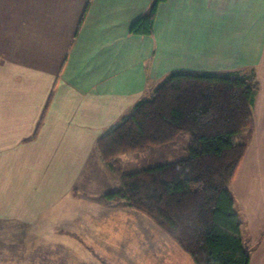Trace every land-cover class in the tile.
Returning <instances> with one entry per match:
<instances>
[{
    "label": "crops",
    "instance_id": "obj_1",
    "mask_svg": "<svg viewBox=\"0 0 264 264\" xmlns=\"http://www.w3.org/2000/svg\"><path fill=\"white\" fill-rule=\"evenodd\" d=\"M151 2L0 0V264H195L134 232L148 216L99 199L150 164L112 168L95 142L170 72L244 69L258 81L253 130L230 185L247 216L249 264H264V0H165L151 35L130 34ZM121 218L128 232L116 231ZM136 233L140 245L119 242Z\"/></svg>",
    "mask_w": 264,
    "mask_h": 264
},
{
    "label": "trees",
    "instance_id": "obj_2",
    "mask_svg": "<svg viewBox=\"0 0 264 264\" xmlns=\"http://www.w3.org/2000/svg\"><path fill=\"white\" fill-rule=\"evenodd\" d=\"M164 1L152 0L129 33L151 35ZM257 88L252 69L167 74L97 138L95 147L114 168L120 154L186 133L187 157L121 173V188L99 199L147 215L195 264H249L229 186L252 137Z\"/></svg>",
    "mask_w": 264,
    "mask_h": 264
},
{
    "label": "rangeland",
    "instance_id": "obj_3",
    "mask_svg": "<svg viewBox=\"0 0 264 264\" xmlns=\"http://www.w3.org/2000/svg\"><path fill=\"white\" fill-rule=\"evenodd\" d=\"M188 140H189L188 134L180 133L176 136V138L174 140H172L168 143H165L164 145L161 144L158 146L157 145L156 146H148V147H146L145 150L143 148V149H139V150L126 152V153H124L123 156H121V159L119 160V162L115 163L116 168H117V165H121L122 159H125L126 164H129V165L134 164V166H136V165L141 164L142 161L145 164L151 165V164H162V163H166V162H169L172 160L186 158L187 157ZM249 142H248V144H249ZM248 144H247V146H248ZM139 151H142V152H139ZM138 155L140 157L136 158V157H138ZM261 160H262V163H261V170H262L261 184L264 186V158H262ZM132 161H134V162H132ZM252 173H253V170L251 169L250 173L248 174V177L253 176ZM249 184L250 183L245 180V183H243L241 185L240 193H242V197H246V194H248V190L250 188ZM229 189H230L231 195L233 196V199H234V210L237 213L239 220L241 222L240 231H241V239H242L243 245L246 248H248V250L251 252V250H253L254 248L252 247V245L250 244V241L248 239V232H247V225H246L247 216H246L245 209H244L243 205L241 204L238 195L235 193L232 185L229 186ZM262 198H264V196ZM134 210L138 211L136 209H134ZM138 212H140V211H138ZM140 213H142V212H140ZM149 219H150L151 223H153V224L148 225L147 223L142 221V225L144 228L137 229L136 227L138 225H136L133 228L134 232L135 231H141V230L142 231L149 230V242H150V245H153V246H158V244H162V242H164L165 245H171L172 243L177 245V243L162 228L157 226L151 218H149ZM124 220H127V218L124 217ZM124 220H123V218H121L120 220L118 219L117 224H116V231H121L123 233L129 231V229L131 228V225ZM134 220H136V217H134ZM122 221H124L125 223H121ZM135 222H137V221H135ZM8 225H16V224H8ZM14 228L15 229H23L24 227H22L20 225H16V226H14ZM156 229H160L163 234L157 235L155 233ZM163 235H164L165 239H163L164 238ZM141 236L142 235H139V233H136L134 235V238L133 237L131 238L130 236H128V237H125V240L120 239L119 242L122 243V241H124V242H126L125 244H127V245H133V244L134 245H140L141 244Z\"/></svg>",
    "mask_w": 264,
    "mask_h": 264
}]
</instances>
